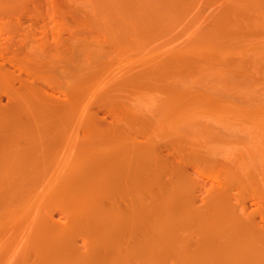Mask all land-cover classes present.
Returning <instances> with one entry per match:
<instances>
[{
    "label": "rangeland",
    "instance_id": "obj_1",
    "mask_svg": "<svg viewBox=\"0 0 264 264\" xmlns=\"http://www.w3.org/2000/svg\"><path fill=\"white\" fill-rule=\"evenodd\" d=\"M0 47L66 95L0 93V264H264V0H0Z\"/></svg>",
    "mask_w": 264,
    "mask_h": 264
},
{
    "label": "bare ground",
    "instance_id": "obj_2",
    "mask_svg": "<svg viewBox=\"0 0 264 264\" xmlns=\"http://www.w3.org/2000/svg\"><path fill=\"white\" fill-rule=\"evenodd\" d=\"M4 45V44H3ZM5 50V49H4ZM3 50L1 49V47H0V69H1V67L2 68H4L5 66H8V67H10L11 69V75L12 76H10L11 78L13 77L15 80H17L18 81V84H20L19 85V88L17 87V89L15 88H13L12 86V88L13 89H11L10 88V85H8V89L9 90H7L6 91V89H4L3 91H0V93L2 94V96H3V93L6 95V99L8 100V102H10V104H13V106L16 104H19V103H21V101H31L34 105H35V103H37L39 100L40 101H46V102H54V100H57V99H60V100H62V101H66V95L65 94H61V98L60 97H58L57 95L56 96H54V94H53V87H51L52 85H49V84H46L49 80H45V79H42V77H43V75H44V73H46V72H44L43 74L42 73H39V72H37V73H39V74H42V76L41 77H39V75H36V76H34L35 74H36V72H33L32 73V71H35V69L33 70L32 69V71H31V69H30V72L32 73H30L29 72V70H28V72L26 71V68H24L23 69V67H25L23 64L24 63H22L21 61H19L20 59L22 60V58H23V60L22 61H27L26 60V58L23 56V57H20V58H16L15 56L16 55H14V56H11V57H6V55H5V53L4 52H2ZM5 52H7V50L5 51ZM29 63L32 65V63L29 61ZM22 64V65H21ZM27 64V63H26ZM21 65V66H20ZM31 65H29V67L31 66ZM28 66V65H27ZM7 67V68H8ZM6 68V67H5ZM4 68V69H5ZM28 68V67H27ZM1 71H2V69H1ZM0 71V72H1ZM3 71H5V70H3ZM13 71H16V74H14L13 73ZM41 72V71H40ZM4 74L6 73V72H3ZM7 77L9 76V75H7V73L5 74ZM46 75V74H45ZM45 75H44V77H45ZM39 78H38V77ZM37 77V78H36ZM0 78H3V77H0ZM40 78H41V81H40ZM48 78V77H47ZM2 80V79H1ZM7 80V79H6ZM14 80V81H15ZM12 81H13V79H12ZM14 81H13V83H14ZM46 81V83H43V82H45ZM8 83H9V81H8ZM16 83V82H15ZM101 83V82H100ZM95 85H96V83H95ZM5 86V85H4ZM18 86V85H17ZM1 87H3V85L2 86H0V89H2ZM93 87H95V86H93ZM92 89V88H91ZM5 91V92H4ZM8 92V93H7ZM59 93V92H58ZM57 93V94H58ZM62 93V92H61ZM65 93V92H64ZM72 93V92H71ZM0 94V95H1ZM56 94V93H55ZM29 95H31V98H30V96ZM29 96V97H28ZM72 96V95H71ZM70 97V96H69ZM72 98H73V96H72ZM44 104V103H43ZM15 105V106H16ZM21 105H23V103H21ZM12 106V107H13ZM20 106V105H19ZM3 107V106H2ZM22 108V107H21ZM32 108V107H31ZM30 108V109H31ZM3 109V108H2ZM4 110V109H3ZM35 110V109H34ZM11 115V114H10ZM24 115V114H23ZM22 115V116H23ZM22 116H21V118H22ZM67 116V115H66ZM35 117V116H34ZM75 117V116H74ZM68 118V117H67ZM77 118V117H76ZM5 119H6V116L5 117H1L0 116V148H1V144H2V142L4 141H2V132H4L5 130V128H6V126H7V122L5 121ZM62 119V118H61ZM136 119V118H135ZM139 119V118H138ZM85 120V119H84ZM86 121V120H85ZM84 122V121H83ZM135 122V121H134ZM144 122V121H143ZM108 125V124H107ZM8 127V126H7ZM106 127V126H105ZM115 127H116V125H115ZM112 128V127H111ZM137 128V127H136ZM110 129V128H109ZM4 130V131H3ZM130 131V130H129ZM16 135V134H15ZM133 135V134H132ZM77 137V136H76ZM8 138H9V136H8ZM13 138H15V136H13ZM133 138V137H132ZM150 138V137H149ZM4 139V138H3ZM79 139H81L80 137H79ZM6 140V139H5ZM16 140V139H15ZM89 140V139H88ZM9 141V140H8ZM12 141V140H11ZM14 141V140H13ZM12 141V142H13ZM152 141V140H151ZM79 142H80V140H79ZM14 144H15V141L13 142ZM81 143V142H80ZM79 144V143H78ZM142 144V143H141ZM8 145V144H7ZM82 145V144H81ZM88 145V144H87ZM152 145V144H151ZM18 144L17 145H14L12 148L14 149V151L16 152L17 150H18ZM140 146V145H139ZM138 146V147H139ZM7 147V146H6ZM5 147V148H6ZM16 147H17V150H16ZM87 147V146H86ZM25 148H26V145H25ZM7 150V149H6ZM159 151H161V150H159ZM10 152V151H9ZM15 152H13V153H15ZM156 152V151H155ZM22 153V152H21ZM11 154V153H10ZM19 154V153H18ZM9 155V154H8ZM54 155V154H53ZM7 156V155H6ZM27 156V155H26ZM25 156V157H26ZM150 156V155H149ZM11 157V156H10ZM25 157H23V158H25ZM28 157V156H27ZM178 158V157H177ZM11 159V158H10ZM15 159V158H14ZM51 159H54V158H51ZM155 159V158H154ZM27 160V159H26ZM5 161V160H4ZM49 161V160H48ZM53 161V160H52ZM23 162V161H22ZM27 163V162H26ZM7 164V163H6ZM8 165V164H7ZM2 168L0 167V170H1ZM2 171V170H1ZM10 171V170H9ZM3 172V171H2ZM1 173V172H0ZM4 174V173H3ZM1 176V175H0ZM4 176H5V174H4ZM1 178H2V176H1ZM0 178V179H1ZM9 181V180H8ZM200 186V185H199ZM8 190V189H7ZM12 190V189H11ZM225 190V189H224ZM224 190L222 191L223 193H224ZM219 193H221V192H219ZM9 194V193H8ZM13 194V193H12ZM20 194V193H19ZM221 195H223L222 193H221ZM226 195V194H225ZM227 196V195H226ZM20 197V196H19ZM223 197V196H222ZM2 198H4V197H2ZM11 198V197H10ZM21 198H22V195H21ZM8 199V198H7ZM12 200H15L13 197L11 198ZM237 201V200H236ZM242 205V204H241ZM1 207V206H0ZM235 207V206H234ZM242 207V206H241ZM234 210V209H233ZM18 213V212H17ZM257 214V213H256ZM250 215V214H249ZM18 216V215H17ZM28 216V215H27ZM36 216V215H35ZM244 218H246V216L244 217ZM250 218V217H249ZM252 218H254V217H252ZM251 219V218H250ZM251 220H253V219H251ZM7 221H9V220H7ZM10 223V222H9ZM14 223H15V221H14ZM33 223V222H32ZM264 223V222H263ZM12 225H13V222L11 223ZM247 224H249V223H247ZM252 224V223H251ZM250 224V225H251ZM4 225L6 226V227H8L5 223H4ZM10 227H11V225H9ZM256 226H258V225H256ZM9 229V228H8ZM15 229V228H14ZM16 229H18V228H16ZM260 229V228H259ZM263 231V230H262ZM261 231V232H262ZM5 232H6V230H5ZM4 232V233H5ZM11 232H12V230H11ZM258 232V231H257ZM261 232H260V234H261ZM72 234H74V233H72ZM4 236H5V234H4ZM3 238V237H2ZM7 238V237H6ZM15 238V237H14ZM13 238V239H14ZM18 238V237H17ZM4 239V238H3ZM261 240V239H260ZM4 243V242H3ZM12 243V242H11ZM2 244V243H1ZM83 244V243H82ZM25 248V247H24ZM7 250H9V249H7ZM22 250V249H21ZM28 250V249H27ZM26 250V251H27ZM36 250H37V248H36ZM82 250V249H81ZM89 250V249H88ZM1 251V250H0ZM56 252H57V250H56ZM89 252H90V250H89ZM21 253V252H20ZM27 254H28V252H27ZM18 255V254H17ZM26 255V254H25ZM28 256H30V255H27V258H29ZM34 256V255H33ZM16 257V256H15ZM84 257V256H83ZM16 259V258H15ZM84 259V258H83ZM27 260V259H26ZM29 260V259H28ZM78 261V260H77ZM1 262V261H0ZM22 262H24L25 263V261H22ZM29 263V262H28ZM77 263V262H76ZM93 263V262H92ZM14 264H16V263H14ZM27 264V263H26Z\"/></svg>",
    "mask_w": 264,
    "mask_h": 264
}]
</instances>
